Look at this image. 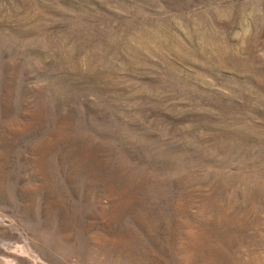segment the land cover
Masks as SVG:
<instances>
[{"label":"rangeland","instance_id":"obj_1","mask_svg":"<svg viewBox=\"0 0 264 264\" xmlns=\"http://www.w3.org/2000/svg\"><path fill=\"white\" fill-rule=\"evenodd\" d=\"M0 264H264V0H0Z\"/></svg>","mask_w":264,"mask_h":264}]
</instances>
